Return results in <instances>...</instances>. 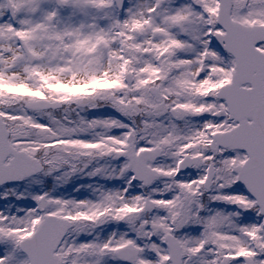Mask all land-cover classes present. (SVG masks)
Returning a JSON list of instances; mask_svg holds the SVG:
<instances>
[{
    "label": "snow or ice",
    "instance_id": "obj_1",
    "mask_svg": "<svg viewBox=\"0 0 264 264\" xmlns=\"http://www.w3.org/2000/svg\"><path fill=\"white\" fill-rule=\"evenodd\" d=\"M0 264H264V0H0Z\"/></svg>",
    "mask_w": 264,
    "mask_h": 264
},
{
    "label": "rangeland",
    "instance_id": "obj_2",
    "mask_svg": "<svg viewBox=\"0 0 264 264\" xmlns=\"http://www.w3.org/2000/svg\"><path fill=\"white\" fill-rule=\"evenodd\" d=\"M78 183H87L86 181H78ZM68 191H71V187L68 189Z\"/></svg>",
    "mask_w": 264,
    "mask_h": 264
}]
</instances>
